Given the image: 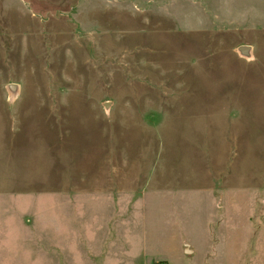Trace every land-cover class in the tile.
<instances>
[{"label":"rangeland","instance_id":"rangeland-1","mask_svg":"<svg viewBox=\"0 0 264 264\" xmlns=\"http://www.w3.org/2000/svg\"><path fill=\"white\" fill-rule=\"evenodd\" d=\"M0 264H264V0H0Z\"/></svg>","mask_w":264,"mask_h":264},{"label":"water","instance_id":"water-1","mask_svg":"<svg viewBox=\"0 0 264 264\" xmlns=\"http://www.w3.org/2000/svg\"><path fill=\"white\" fill-rule=\"evenodd\" d=\"M241 48L244 49V50H246L247 47L246 46H242Z\"/></svg>","mask_w":264,"mask_h":264}]
</instances>
